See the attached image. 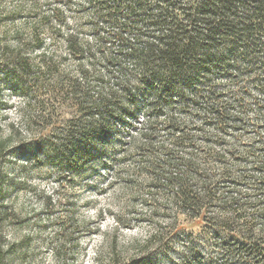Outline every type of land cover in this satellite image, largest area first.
<instances>
[{"label": "trees", "instance_id": "1", "mask_svg": "<svg viewBox=\"0 0 264 264\" xmlns=\"http://www.w3.org/2000/svg\"><path fill=\"white\" fill-rule=\"evenodd\" d=\"M89 4V18L78 15L71 22L60 6L47 11L32 0L15 10L27 13L28 20L13 30L14 49L0 33L2 74L13 88L35 93L36 102L27 104L24 119L50 127L42 138L45 146L39 147L44 146L51 161L81 172L88 158L105 150L95 147L100 137L106 139L117 124L129 126L134 134L129 133L128 155L124 151L128 162L116 166V159L111 160L110 170L119 177L111 184L148 209L142 221L152 228L143 251L172 234L171 226L155 220L160 210L173 206L200 217L217 208L222 215L211 217L216 227L230 225L242 237L239 244H222L220 256L235 258L245 244L252 248V258L240 264H264V0ZM45 33L63 42L64 56L59 54L61 45L60 50L47 48ZM212 76L236 89L220 88ZM244 76L246 80L240 79ZM188 94L202 100L204 123L215 130L197 129L169 115L161 121H140L141 126L126 122L137 120L131 113L138 112L140 100L154 113L161 102L194 104ZM68 108L74 109L73 115L57 125ZM10 142L0 139V163ZM244 187L252 188V196L240 201ZM62 240L65 244L59 243L56 255L59 264H67ZM195 250L193 243L186 249L192 261L202 258ZM5 257L0 243V263Z\"/></svg>", "mask_w": 264, "mask_h": 264}, {"label": "rangeland", "instance_id": "2", "mask_svg": "<svg viewBox=\"0 0 264 264\" xmlns=\"http://www.w3.org/2000/svg\"><path fill=\"white\" fill-rule=\"evenodd\" d=\"M31 1L0 0V33L5 34L7 39L4 43L9 49H14L13 30L28 20L27 13L18 14L15 10L20 6H29ZM36 1L47 11L60 6L71 22L78 15L89 18L90 0ZM44 40L49 50H60L58 46L61 45L59 54L64 56L62 41H54L48 33L44 34ZM38 54L32 52V56ZM70 70L75 71L72 62ZM212 77L220 88L236 89L226 79ZM240 79L246 80V77ZM12 86L15 85L6 80L0 70V139L11 140L0 163V185L3 183L0 193V206H3L0 208V243L4 244L6 251L5 260L0 264H59L61 259L56 255V248L59 243L65 244L61 241L64 237L67 264H240L239 260L252 258V248L245 244L240 245L235 258L220 256L222 244H239L237 241L242 237L231 231L230 225L216 227V220L211 217L220 214L217 208L203 212L200 217L179 213V209L173 206L160 210V216L155 220L171 226L172 234L148 252L147 249L143 251L142 242L152 228L142 221L148 209L140 199H133V196L120 191L117 185L111 184L119 177L110 170V162L116 159V166L128 162L124 156L128 155L129 135L133 136V129L117 124V129L106 139L99 138L95 147L105 150L88 158L83 171L67 169L65 164L53 162L45 155L43 139L50 127L45 122L32 123L24 119L27 104L36 102L34 91L27 93V90ZM188 97L193 99L192 94ZM247 100L251 105L252 98L247 97ZM141 102L143 100H140L138 112L131 113L133 117H138L137 120L133 118L126 122L132 121L141 126L140 121H161L169 115L177 121L194 124L197 129L215 130L212 125L204 123L207 111L202 109L204 104L201 99L184 107V104L161 102L154 113ZM73 112L71 108L62 111L57 125L71 117ZM249 114L253 116L252 111ZM161 125L163 123L159 124V128ZM249 135L252 136L251 133ZM39 144L44 146L40 148ZM243 192L245 195L238 196L240 201L252 196V188L244 187ZM249 213L255 214L252 211ZM191 243L196 249L194 253L202 258L198 256L192 261L187 255L186 249ZM186 257H190L188 263Z\"/></svg>", "mask_w": 264, "mask_h": 264}]
</instances>
